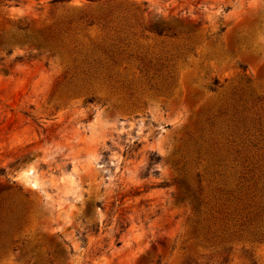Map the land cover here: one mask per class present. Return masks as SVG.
Masks as SVG:
<instances>
[{"label":"rangeland","instance_id":"rangeland-1","mask_svg":"<svg viewBox=\"0 0 264 264\" xmlns=\"http://www.w3.org/2000/svg\"><path fill=\"white\" fill-rule=\"evenodd\" d=\"M0 264H264V0H0Z\"/></svg>","mask_w":264,"mask_h":264},{"label":"trees","instance_id":"trees-1","mask_svg":"<svg viewBox=\"0 0 264 264\" xmlns=\"http://www.w3.org/2000/svg\"><path fill=\"white\" fill-rule=\"evenodd\" d=\"M64 2L66 0H53V2ZM154 33L156 34L157 37H161V38H165V39H175L178 40L180 39H185V40H191V36L188 33L182 32V31H171L169 28L167 27H162V28H158L155 27L154 28ZM121 42H119L120 44ZM102 53L104 55H108L105 51H102ZM111 60H113V58L111 56H109ZM20 58H18L19 60ZM214 85L217 84V81L214 80L213 82ZM93 99H89V101H92ZM160 161V156L157 155L155 152H151L149 154V157L147 159V163H146V172H149L150 170L153 171L154 174L157 173V171L154 170V166ZM194 200H196V198H193ZM11 251H14V249H12Z\"/></svg>","mask_w":264,"mask_h":264}]
</instances>
